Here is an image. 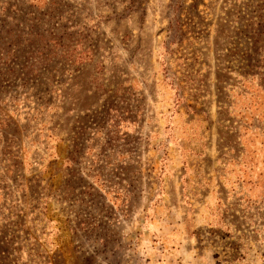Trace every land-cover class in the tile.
Wrapping results in <instances>:
<instances>
[{"label": "rangeland", "instance_id": "obj_1", "mask_svg": "<svg viewBox=\"0 0 264 264\" xmlns=\"http://www.w3.org/2000/svg\"><path fill=\"white\" fill-rule=\"evenodd\" d=\"M0 264H264V0H0Z\"/></svg>", "mask_w": 264, "mask_h": 264}]
</instances>
